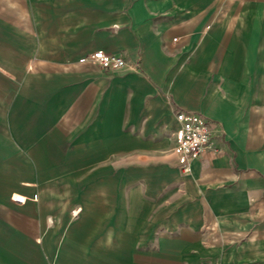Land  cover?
Returning a JSON list of instances; mask_svg holds the SVG:
<instances>
[{
    "label": "crops",
    "instance_id": "obj_1",
    "mask_svg": "<svg viewBox=\"0 0 264 264\" xmlns=\"http://www.w3.org/2000/svg\"><path fill=\"white\" fill-rule=\"evenodd\" d=\"M0 264H264V0H0Z\"/></svg>",
    "mask_w": 264,
    "mask_h": 264
},
{
    "label": "built area",
    "instance_id": "obj_2",
    "mask_svg": "<svg viewBox=\"0 0 264 264\" xmlns=\"http://www.w3.org/2000/svg\"><path fill=\"white\" fill-rule=\"evenodd\" d=\"M91 61L103 70H116L126 65V59L117 54L98 50L92 53ZM178 129L174 134L175 151L179 165L184 173H188L190 165L198 160L210 147L213 138L214 124L199 113L177 111ZM18 201L23 199L17 197Z\"/></svg>",
    "mask_w": 264,
    "mask_h": 264
}]
</instances>
